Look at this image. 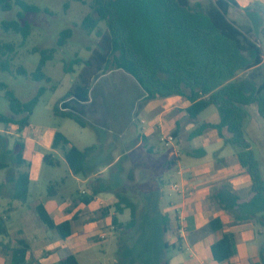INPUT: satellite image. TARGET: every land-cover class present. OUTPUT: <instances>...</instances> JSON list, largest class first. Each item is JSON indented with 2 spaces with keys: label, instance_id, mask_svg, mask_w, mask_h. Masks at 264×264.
<instances>
[{
  "label": "crops",
  "instance_id": "crops-1",
  "mask_svg": "<svg viewBox=\"0 0 264 264\" xmlns=\"http://www.w3.org/2000/svg\"><path fill=\"white\" fill-rule=\"evenodd\" d=\"M210 1L190 0L192 4L199 2L203 5ZM236 2L239 7L229 10L234 13L233 21L240 20L237 25L251 28L264 50L254 27V23L261 20L259 29L264 38V0ZM262 67L264 60L259 67L240 73V77L262 84L264 77L259 79ZM115 73L124 79L132 77L122 69L108 73L102 71L92 79L87 101L70 98L65 101L64 108H60L78 113L87 122L86 127L80 126L81 130L74 128L75 133H69L64 121L36 130L30 123L28 130L25 128L17 134L26 143L24 157L29 164L30 196L26 203L14 199L19 172L26 170L19 169L15 158L0 173V202L3 207L0 213L11 210L10 235L13 229L17 231L19 238L30 244L33 254L36 247L52 251L51 255L57 256L58 264L62 259L58 250L67 247L82 264L80 256L85 252L99 249L107 254L105 242L116 230L125 229L127 225L135 227L140 222L139 209L144 207H138L137 196L141 194L144 200L152 202L150 217L144 224L149 225L153 217L160 220L165 233V248L177 246L180 240L183 247L186 245L191 250L188 258L174 256L169 264H225L214 261L212 257L211 248L216 237L208 226L213 218H220L226 231L235 234L237 264H252L251 261L260 256L264 228H258L251 222L235 224L232 217L217 207L212 195L218 186L228 184L246 198L252 191L253 182L240 166L235 147L226 144L216 130L192 137L203 124L219 122L217 108L211 106L192 120L186 112L191 105L189 101L180 96L147 100L144 89L132 77L129 78L130 84L139 93L133 100L137 104L136 109L127 116L124 113V106L129 102L127 96H118L113 86L101 84L103 78ZM255 73L257 77H253ZM93 88L94 91L99 89L96 96ZM254 109L255 104L247 107L245 129L253 125ZM58 131L69 139L70 144H61L54 149ZM174 132H177L176 136ZM170 134L175 136V143L168 149L163 140ZM15 143L16 140L13 148L8 150L13 154ZM72 146L82 150L94 147L88 154L83 174H75L65 158V150ZM201 150L205 155H199ZM46 154H53L47 163L44 160ZM55 160L59 165H53ZM261 170L264 176L263 166ZM174 176L180 179L182 189L178 196L167 197L165 186ZM56 183L59 185L53 190L55 196L51 197L49 185ZM128 203L134 207L135 218ZM39 205L44 206L56 223L70 222L72 235L64 240L56 231L49 230L37 212ZM118 205L121 206L120 212L116 209ZM122 262L120 260L117 264ZM93 264L101 263L97 260Z\"/></svg>",
  "mask_w": 264,
  "mask_h": 264
},
{
  "label": "trees",
  "instance_id": "trees-1",
  "mask_svg": "<svg viewBox=\"0 0 264 264\" xmlns=\"http://www.w3.org/2000/svg\"><path fill=\"white\" fill-rule=\"evenodd\" d=\"M74 1L89 3L93 11L82 22L87 32L95 31L100 22H105L107 29L100 35L99 48L85 62L74 87L55 105V114L86 127L87 122L78 113L62 111L59 105L70 98L87 101L92 79L110 69H122L130 74L144 89L147 100L183 97L191 103L186 112L192 120L215 106L219 122L203 124L192 137L216 130L226 144L235 147L239 164L251 178L253 188L250 195L243 198L230 185L223 184L214 190L212 199L220 210L233 218L235 224L251 222L258 228H264V176L244 128L247 107L252 104L258 106L264 119V83L257 84L249 78L240 77V73L263 63L264 50L251 28L239 26L229 18L230 8L239 7L236 0H211L206 6L199 2L192 4L190 0ZM14 5L22 9L18 20L4 21L3 29L22 34L26 40L31 33L26 14L38 13L40 8L25 0H0V8L4 11H11ZM72 35V28L63 30L58 47L65 46ZM0 51H13V45L0 42ZM35 52L41 53L42 57L32 73V79L37 82L50 81L44 68L54 59L57 48L36 49ZM109 64H112L110 69ZM3 70H10L8 63L3 64ZM18 71L28 75L23 67ZM0 87L6 90L5 96L12 113L10 116L0 115V124L17 127L20 133L29 127L31 115L46 88H39L32 99L24 102L6 84L1 83ZM7 141L8 138L0 136V171L9 167V162L4 159ZM61 144L69 145L70 141L58 131L53 148L57 149ZM15 147V154L11 153L15 155L19 169L26 170L19 172L14 199L26 203L30 196L29 164L24 157L26 143L20 138ZM93 148L82 150L72 146L65 150L67 163L75 174L85 172V162ZM199 155H205V151L201 150ZM51 158L53 154H46L44 160L47 163ZM53 165H59V161L55 160ZM57 185H49V196H55L53 190ZM127 206L132 209L135 218L133 205L128 203ZM116 209L120 212L121 206H116ZM10 212L0 213V249L10 254V263L6 264H34L30 244L24 238L11 239L8 226ZM37 212L43 224L49 230L56 231L61 239L72 235L70 222L56 223L42 205L37 207ZM208 227L216 237L211 248L214 261L237 264L235 234L226 231L220 218H213ZM251 263L264 264V242L260 256ZM60 264L80 262L76 255L70 254L62 258Z\"/></svg>",
  "mask_w": 264,
  "mask_h": 264
},
{
  "label": "rangeland",
  "instance_id": "rangeland-1",
  "mask_svg": "<svg viewBox=\"0 0 264 264\" xmlns=\"http://www.w3.org/2000/svg\"><path fill=\"white\" fill-rule=\"evenodd\" d=\"M25 1L40 8L38 13L26 14V19L31 24V33L26 40L22 34H17L13 31L7 32L2 26L6 20H18V14L22 9L16 5L11 11H4L0 8V42L13 45V51H0V84H6L24 102L32 99L39 88L45 87L46 91L31 115V125L36 130L42 128V126L59 125L64 121L66 131L75 133L74 128L81 130L80 125L74 120H64L57 116L54 107L74 87L85 62L89 59L91 53L99 48V37L107 29V26L105 22H100L98 28L91 33L83 28L82 22L84 18L93 13L89 3L84 4L74 0ZM208 4L209 2H206L204 5ZM233 14V11L228 14L231 20L234 19ZM260 21L257 20L254 23V27L264 46L263 34L259 29L261 27ZM236 23L240 24V20H237ZM67 28L73 29V35L65 46L58 47L60 34ZM49 48H57L54 59L49 61L44 68L50 81L37 82L31 76L42 56L41 53L35 52V50ZM5 63L9 64L10 70H3V64ZM111 65L109 64V69ZM20 67L27 71V76L19 73L18 69ZM109 71L111 69L104 71V73ZM259 74V79H262L264 77V67L259 70ZM129 78L132 77L124 79L121 74L115 73L101 80V84L106 83L109 86H113L116 95L127 96L129 102L124 106V113L127 116L132 113L133 109H136L137 104L133 100L139 93L134 85L130 84L131 80ZM98 88L95 91L94 88L92 90L95 96L99 92ZM5 93L6 90L0 87V115L10 116L12 113ZM253 115V125L247 126L245 133L252 144L256 158L259 160L260 165L264 167V119L258 114L257 105H255ZM17 134H19L17 127H6L4 124H0V136L8 138L4 154V159L7 162L15 159V156L11 153L12 151L9 152L8 150L13 148L14 140L20 139ZM0 173L2 174L3 171ZM168 181L165 186L167 197L170 195L178 196V191L173 190L172 185L178 182L180 189H182L180 179L174 176V178L170 177ZM5 202L7 203V201ZM151 204V200H144L141 194H138L137 205L139 208L142 205L144 207L143 210L139 209L138 218L140 222L135 227L127 225L125 229L116 230L115 234L105 242L108 246L107 254L99 249L98 251L85 252L86 254L80 256L81 263L93 264L98 260L101 264H117L118 261L123 260L127 264H167L174 256L181 255L184 258H188L191 250L186 245L183 247V243L180 240L177 241V246L169 249L165 248L163 243L165 233L157 217H153L149 225L144 224V221L150 217ZM2 211L3 207L0 202V212ZM19 237L20 234L13 229L11 239L15 240ZM177 238L180 239L179 236ZM115 249L116 251L113 252ZM51 252L47 249L42 250L36 247L33 255L34 264H58L57 256H52ZM71 253L72 251L67 247H62L58 250L60 258L66 257ZM0 256H2L0 257V264L10 263V254H6L0 249Z\"/></svg>",
  "mask_w": 264,
  "mask_h": 264
},
{
  "label": "built area",
  "instance_id": "built-area-1",
  "mask_svg": "<svg viewBox=\"0 0 264 264\" xmlns=\"http://www.w3.org/2000/svg\"><path fill=\"white\" fill-rule=\"evenodd\" d=\"M59 106L61 109H63L64 108V102H61ZM163 142H164L166 148H168V149L172 148L174 143H175V136L173 134H170L164 138ZM173 190L180 191V186L178 184H174ZM102 238L104 239L105 236H102Z\"/></svg>",
  "mask_w": 264,
  "mask_h": 264
}]
</instances>
